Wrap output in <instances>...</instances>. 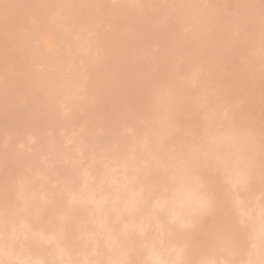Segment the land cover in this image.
Returning a JSON list of instances; mask_svg holds the SVG:
<instances>
[{
  "label": "bare ground",
  "instance_id": "1",
  "mask_svg": "<svg viewBox=\"0 0 264 264\" xmlns=\"http://www.w3.org/2000/svg\"><path fill=\"white\" fill-rule=\"evenodd\" d=\"M0 264H264V0H0Z\"/></svg>",
  "mask_w": 264,
  "mask_h": 264
},
{
  "label": "rangeland",
  "instance_id": "2",
  "mask_svg": "<svg viewBox=\"0 0 264 264\" xmlns=\"http://www.w3.org/2000/svg\"><path fill=\"white\" fill-rule=\"evenodd\" d=\"M109 27H110V25H108V28H109ZM72 143H73V141L70 142V144H72Z\"/></svg>",
  "mask_w": 264,
  "mask_h": 264
}]
</instances>
